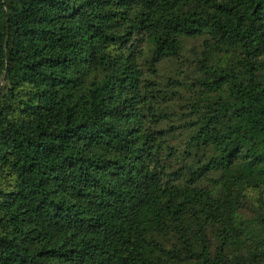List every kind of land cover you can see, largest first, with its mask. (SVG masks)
<instances>
[{"label":"trees","instance_id":"trees-1","mask_svg":"<svg viewBox=\"0 0 264 264\" xmlns=\"http://www.w3.org/2000/svg\"><path fill=\"white\" fill-rule=\"evenodd\" d=\"M0 264H264V0H0Z\"/></svg>","mask_w":264,"mask_h":264}]
</instances>
